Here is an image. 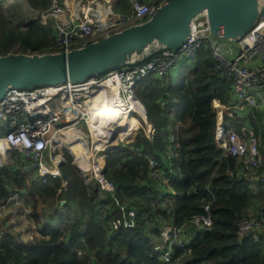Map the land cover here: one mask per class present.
I'll return each instance as SVG.
<instances>
[{
  "label": "trees",
  "instance_id": "1",
  "mask_svg": "<svg viewBox=\"0 0 264 264\" xmlns=\"http://www.w3.org/2000/svg\"><path fill=\"white\" fill-rule=\"evenodd\" d=\"M25 1L38 12L50 5V0ZM52 31L39 20L29 26L11 22L0 0V54L55 50ZM133 94L143 104L155 133L148 140L141 132L129 145L121 146L122 139L103 152L107 158L104 175L113 184V192L87 184L69 152L55 145L54 152L66 160L60 166L62 179L67 181L61 193L63 205L75 207L64 215L51 212L49 219L40 220L43 206L38 198L54 195L61 179L47 183L30 180L28 184L21 170L7 165L0 168V205L13 190L27 195L38 232L23 241L0 219V264H173L162 261L156 252L159 227L170 218L181 222L201 213L202 197L209 203L211 225L191 241V251L184 255L182 264H264V244L237 235V220L255 200H264V192H254L239 172L235 158L216 145L217 110L213 100L227 104L231 95L211 56L199 51L196 60L176 77L169 73L162 78L148 75L136 82ZM253 125L258 130L257 122ZM140 128L125 139H131ZM257 132L263 136L264 128ZM170 137L173 155L167 157L164 151ZM148 157L159 160L164 169L172 168L170 187L176 193L172 201H167V194L147 175ZM124 204L138 210L134 226L110 234L106 222L120 216L119 205ZM50 220L53 223L46 224ZM78 248L85 253L79 254ZM181 254L176 250L173 259Z\"/></svg>",
  "mask_w": 264,
  "mask_h": 264
},
{
  "label": "built area",
  "instance_id": "2",
  "mask_svg": "<svg viewBox=\"0 0 264 264\" xmlns=\"http://www.w3.org/2000/svg\"><path fill=\"white\" fill-rule=\"evenodd\" d=\"M115 1L121 5L116 10L112 6L113 0H50L48 8L40 12V21L44 25L47 20L52 22L55 50L68 51L84 47L148 19L162 0ZM237 45L238 52L227 56L218 49L217 39L209 33L208 26L196 25L178 49H163L140 63L125 65L83 82L7 90L0 101V131L3 133L0 136V168L4 165L13 167L29 176V180L35 179L42 183L53 178L61 179V164L54 153V146L60 145V142H52V137L59 130L75 127L80 122L88 125L90 107L93 105L89 102L90 97L97 95L100 100H105L116 88V94L125 105L129 104L128 96L139 101L133 94L138 80L148 75L162 78L178 66L180 58L188 64L193 63L197 53L203 50L214 60L215 71L229 85L231 95L227 104L213 100V106L217 110L214 135L216 145L225 154L235 158L239 172L249 180L254 192H264V134L262 136L257 132L261 127L264 128V122H261L264 121V6L255 24L238 39ZM143 115L145 122L137 133L142 132L148 140H152L155 128L146 119L144 111ZM253 115L260 119L259 124L257 122L258 130L250 122ZM219 124L224 131L220 139L216 134ZM133 139L134 136L121 143H130ZM169 139L171 142L172 137ZM170 149L172 150V145L167 146L164 151L167 157L173 155ZM95 152L104 151L96 148ZM159 162L156 158L148 157L147 175L168 195L167 201H171L176 195L170 187L169 173L172 168L167 166L164 169ZM88 169L90 175L85 179L95 180L103 192H113V184L104 175V162L91 155ZM66 184L67 181L63 180V190L66 189ZM23 196L18 190H13L0 205V219L4 220L7 214L9 230L17 234L19 232V236L27 241L34 237L37 226L27 219L33 213L30 205L24 206L20 213L13 210L14 206L22 205ZM201 200V213L193 214L181 222L170 218L160 225L159 237L162 244L155 249L162 261L182 264L184 255L191 251L192 239L185 232L189 225L197 227L199 231L210 228L209 203L204 197ZM119 211L120 216L106 222L110 234H114L119 228L134 226L137 208L124 204L119 205ZM21 218L29 223L25 230L15 225ZM236 231L239 238L248 237L264 244V200H255L247 207L236 222ZM2 235L3 232L0 231V237ZM176 250H181L182 254L174 260Z\"/></svg>",
  "mask_w": 264,
  "mask_h": 264
},
{
  "label": "water",
  "instance_id": "3",
  "mask_svg": "<svg viewBox=\"0 0 264 264\" xmlns=\"http://www.w3.org/2000/svg\"><path fill=\"white\" fill-rule=\"evenodd\" d=\"M263 6L264 0H162L148 19L84 47L0 54V101L11 88L83 82L148 60L163 49L176 50L196 25L206 24L216 39L236 43L255 24ZM235 48L237 53L238 45ZM106 164L104 157V170ZM89 175V169L83 171L85 178ZM185 232L193 240L200 231L189 225Z\"/></svg>",
  "mask_w": 264,
  "mask_h": 264
},
{
  "label": "bare ground",
  "instance_id": "4",
  "mask_svg": "<svg viewBox=\"0 0 264 264\" xmlns=\"http://www.w3.org/2000/svg\"><path fill=\"white\" fill-rule=\"evenodd\" d=\"M109 86L111 88V85ZM113 92L105 100L102 98L100 100L97 95L89 98L90 104L93 105L90 107L91 117L88 121V126L92 136V144L99 151H107L113 148L122 139L129 136L128 133L131 131L134 133L137 125L141 127L145 122L143 107L139 101L134 97L128 96L129 104L125 105L124 101L116 94V88L113 89ZM105 94L106 96L109 95L108 92ZM65 132L66 134L64 135ZM216 134L218 139L223 137L224 131L220 124L217 126ZM98 135L103 138L98 137ZM56 140L65 145L67 144L70 154L75 157L76 166L80 170V174H83V171L88 169V155L84 150L85 140L81 133L75 127L70 126L66 130L56 132L52 137V142ZM54 153L61 165L66 162L61 153ZM99 159L100 161L103 160L102 157Z\"/></svg>",
  "mask_w": 264,
  "mask_h": 264
},
{
  "label": "rangeland",
  "instance_id": "5",
  "mask_svg": "<svg viewBox=\"0 0 264 264\" xmlns=\"http://www.w3.org/2000/svg\"><path fill=\"white\" fill-rule=\"evenodd\" d=\"M61 1H63V0H61ZM67 1H71V0H67ZM3 6H4V10H5V14L7 15V16H10V20H11V22H14L15 24H20V25H22V26H29V25H31L35 20H41L40 19V11L38 12L37 10H35L34 8H32V7H30L29 5H28V3L25 1V0H3ZM112 6H113V8L116 10L117 9V3H116V1L115 0H113V2H112ZM22 19H24V21L22 22L21 20ZM18 22H20V23H18ZM45 27H46V29H48V30H53V24H52V22L51 21H48L47 20V24H45ZM52 33H53V31H52ZM53 35V34H52ZM49 50V49H48ZM184 59L183 58H180L179 59V63H178V66L174 69V70H172V71H170V73L169 74H171L173 77H176L177 76V74L178 73H180V71L183 69V68H185L187 65H189L185 60L183 61ZM183 62H186V65L184 66V63ZM138 118V117H137ZM140 122H141V120H140ZM139 125H137V127H138ZM136 127V128H137ZM75 129H77L80 133H81V135H82V137H83V139L85 140V143H84V150H85V152H86V154L88 155V158H87V161H88V164H89V157L91 156V155H94V156H96V157H98V158H100V157H102L103 158V160L102 161H100V162H104V157H106L104 154H103V152H95V147L93 146V144H92V136H91V134H90V129H89V126L87 125V124H85V123H82V122H80L79 124H77V125H75ZM97 132V131H96ZM98 133V132H97ZM96 133V134H97ZM141 133V132H140ZM140 133H136V135H138V134H140ZM66 134V132L64 133V135ZM99 134V133H98ZM136 135H134V137L136 136ZM99 137V136H98ZM94 139V138H93ZM102 142H104V141H102ZM87 143V145H85ZM104 144H107V143H104ZM124 144H130V143H127V142H123V143H121V145L123 146ZM60 145L62 146V147H64L68 152H69V149L67 148V144L65 145L64 143H62V142H60ZM169 145H172V141L170 142V139L168 140V144H167V146H169ZM167 148V147H166ZM171 150V149H170ZM172 151V150H171ZM12 154L14 153L13 152V150H11L10 151ZM71 152H69V154H70ZM263 154H264V150H263ZM71 156H69L71 159H72V163H73V165L77 168V166H76V162H75V157L72 155V154H70ZM100 160V159H99ZM78 169V168H77ZM79 170V169H78ZM79 172H80V170H79ZM82 177H83V179L86 181V183L87 184H89L90 186H95V185H97V183H96V181L95 180H90V179H85L84 178V176H83V174L81 173L80 174ZM27 177H29V176H27L26 175V178ZM33 178V177H32ZM28 179V178H27ZM30 180H35V179H30ZM29 179L27 180V183L29 184V182L28 181H30ZM64 179H62L61 178V183H62V181H63ZM61 183H60V188H58V190L56 191V193L54 194V195H52V196H40V199L38 198V204H42V206H43V211L40 209V214H39V212H38V214H39V216H40V220H44L45 218H50L51 216H50V214L49 213H51V212H61V215H64L65 213H68L70 210H71V208H73V207H75L74 205H72V206H65V205H63L64 204V197L62 198V192L64 191L63 190V187H62V185H61ZM65 192V191H64ZM168 196V195H167ZM173 199V198H172ZM172 199H171V201H172ZM24 200H26V202L31 206V199L29 198H25L24 197ZM61 201H64L63 203H61ZM18 207H21V205L19 206H14L13 207V210L14 209H16L17 210V212L18 213H20L21 211H22V208H21V210H19V208ZM61 210V211H60ZM62 212H64L63 214H62ZM70 214V213H69ZM71 215V214H70ZM5 216H7V214L5 215ZM4 218V217H3ZM27 219H29V220H32L33 222H34V220H33V218L32 217H28ZM51 221L52 220H50V221H47V223L46 224H51ZM66 221V219L65 220H63L62 222L61 221H59V224L58 225H60L61 226V224L63 223V222H65ZM41 222H43V221H41ZM52 223H53V221H52ZM28 224L29 223H27L26 222V219H23V218H21V219H18L17 221H16V223H15V225L18 227V228H24V229H26L27 228V226H28ZM36 224V223H35ZM40 225H41V223H40ZM58 225H55V227H57ZM37 226V225H36ZM36 236L38 235V232H36V234H35ZM23 241H26L25 239H23V238H21ZM157 242H158V244L161 246V244H162V242H161V239H160V237H157ZM28 241V240H27ZM77 251L79 252V254H81V253H85V250L84 249H82V248H78L77 249Z\"/></svg>",
  "mask_w": 264,
  "mask_h": 264
},
{
  "label": "crops",
  "instance_id": "6",
  "mask_svg": "<svg viewBox=\"0 0 264 264\" xmlns=\"http://www.w3.org/2000/svg\"><path fill=\"white\" fill-rule=\"evenodd\" d=\"M237 45V42L235 43V42H233V41H220V40H218L217 39V46H218V49L219 50H221L222 52H224L227 56H231L232 54H234L235 53V46ZM184 61V60H183ZM186 61V60H185ZM184 63V66L186 65V62H183ZM184 69V68H183ZM182 69V70H183ZM259 121H260V119L257 117V116H255V115H253V116H251V118H250V122H251V124L253 125V124H255L256 125V122H258V124H259ZM261 122H264V121H261ZM254 126V125H253ZM24 197L25 198H28V196L27 195H24L23 196V199H22V205H21V207H18L19 208V210H21V208L23 209V207L24 206H26V205H28V203L26 202V200H24ZM61 203H63V201H61ZM71 209H73V208H71ZM4 223H5V225H7V226H9V223L7 222V216H5V218H4ZM25 230V229H24ZM33 233H35V230H33ZM18 235H20L19 234V232H18ZM35 236V235H34ZM20 237V236H19ZM21 238V237H20ZM22 240V239H21ZM157 245H159L158 244V242H157V240L155 241V247L157 246Z\"/></svg>",
  "mask_w": 264,
  "mask_h": 264
}]
</instances>
